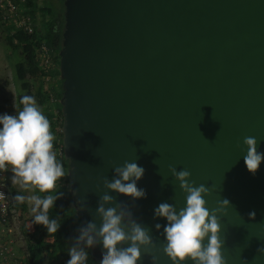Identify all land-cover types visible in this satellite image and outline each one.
<instances>
[{
  "label": "water",
  "instance_id": "obj_1",
  "mask_svg": "<svg viewBox=\"0 0 264 264\" xmlns=\"http://www.w3.org/2000/svg\"><path fill=\"white\" fill-rule=\"evenodd\" d=\"M59 47L64 158L77 215L94 221L105 177L136 160L145 169L134 200L111 192L150 229L159 264L161 202L185 204L170 171L205 184L221 214L226 264H264V162L255 174L245 136L264 152V0H64ZM79 202V203H78ZM255 211V218L248 214ZM102 245L92 249L102 258ZM142 254L139 264H151ZM184 264H192L190 259Z\"/></svg>",
  "mask_w": 264,
  "mask_h": 264
},
{
  "label": "clouds",
  "instance_id": "obj_2",
  "mask_svg": "<svg viewBox=\"0 0 264 264\" xmlns=\"http://www.w3.org/2000/svg\"><path fill=\"white\" fill-rule=\"evenodd\" d=\"M12 29L13 32L18 30L13 26ZM42 44L36 57L40 65L49 67L40 59ZM50 56L52 61L51 50ZM13 107L15 114L0 113V168L11 165L12 182L21 189L35 190L36 194L28 196L18 193L15 200L28 202L34 225H42L48 233H55L62 225L59 218L49 216V210L64 195L56 189L57 181L66 175L67 169L65 172L62 162L57 159L50 122L35 98L26 94L19 103L14 98ZM243 143L246 145L244 163L249 172L255 174L264 162V152L258 151L255 137L245 136ZM170 171L185 193V204L178 209L174 204L161 202L153 210L154 218L167 221L164 225L155 224L157 231L162 229L164 254L172 264H184L188 259L192 264H226L221 251L220 216L233 206L231 201L223 198L218 201L217 208L209 209L205 199L211 195L208 186L192 181L191 172L187 169L177 170L170 166ZM144 174L145 169L136 160H126L114 168L111 179L104 178L103 185L107 191L100 196L96 209L100 223L88 221L80 225L67 249L70 258L66 264H88L89 250L97 245L103 248L99 264H139L142 254L151 255L150 249L155 247V242L150 229L138 222L126 205L115 202L110 194L116 192L134 200L145 198L146 190L138 187V181ZM248 215L254 219L256 213L253 210ZM151 264H159L157 256L151 255Z\"/></svg>",
  "mask_w": 264,
  "mask_h": 264
},
{
  "label": "trees",
  "instance_id": "obj_3",
  "mask_svg": "<svg viewBox=\"0 0 264 264\" xmlns=\"http://www.w3.org/2000/svg\"><path fill=\"white\" fill-rule=\"evenodd\" d=\"M24 6L27 7V12L34 18L35 24L37 23L34 32L29 34L24 30H17L6 35L8 44L14 49H19L22 53L21 60L16 63V77L20 81L18 99L27 94L38 98V104L45 105L47 101L50 102L55 96H59V100L55 99L57 100L55 110L47 111L48 113L46 115L50 122V131L54 137L53 144L55 145L63 135L61 130H56V127L61 126L63 121L62 106L60 103L62 80L60 71L57 69L60 83L57 95L53 94V89L51 91L45 89L42 76H46L48 72L39 65L36 56L39 45L45 43L51 50V53L56 55L57 65L59 66V43L62 35L64 16L60 12L61 10L56 11L52 5L39 7L37 0H25ZM38 11L40 15L39 23L37 21ZM2 23L5 22H3L0 13V24ZM8 27L12 30V25ZM37 75H39L40 79ZM35 82H38V84L36 85ZM34 84L35 90H33ZM62 161L64 168L67 169L64 156L62 157ZM56 191L63 192L64 195L49 210V216L59 218L62 226L55 233H48L42 225L33 224L31 230L23 226L22 231L25 233L24 249L27 254L23 264H43L45 253L58 257V264H66V261L70 258L67 249L73 237L77 235V229L83 222L77 215L76 207L73 204L68 177L65 180V185L59 186ZM18 193L27 196L24 191L19 190L13 185L12 194L14 199ZM15 203L21 211L28 209L27 201L20 203L15 200ZM89 253L88 264H99L92 253V249L89 250Z\"/></svg>",
  "mask_w": 264,
  "mask_h": 264
},
{
  "label": "rangeland",
  "instance_id": "obj_4",
  "mask_svg": "<svg viewBox=\"0 0 264 264\" xmlns=\"http://www.w3.org/2000/svg\"><path fill=\"white\" fill-rule=\"evenodd\" d=\"M39 7H43L44 5H52L56 11L61 10L60 12L63 14L64 12V4L62 0H37ZM40 15L38 11L37 21L39 23ZM37 24V23H36ZM8 26V23L0 24V113H9L15 114L16 109L13 107L14 98L17 103H19V91H20V81L16 77V63L21 60L22 53L19 49L12 48L6 39V35L9 33H13V29L11 30ZM12 28V27H11ZM40 65V63H39ZM48 74L46 76H42L44 81L45 89L51 91L53 89V94L57 95V90L59 89V76L57 75V69L59 66L57 65L56 55L52 56V63L49 67H44ZM39 78V75H37ZM40 79V78H39ZM37 85L38 82H35ZM35 84L33 90H35ZM56 88V90H55ZM62 88V87H61ZM60 88V91H61ZM59 100V96H55L54 99L50 102H46L45 105L38 104V98H35L38 106L41 108L43 113L47 115V111L55 110L56 101ZM55 100V101H54ZM57 159L62 162V158L57 157ZM65 172H66V168ZM68 174L62 177L59 181H57V188L65 185V180L67 179ZM19 190L24 191L27 196L31 194H36L35 190L27 191L21 189L18 184H14ZM23 226H26L29 230L33 228L32 223V213L30 212V205L28 204V209L25 211H20L18 221L16 225L13 227V234L16 236V242L21 251H25L24 249V237L25 233L22 231ZM59 258L51 256L47 253L44 254V263L43 264H58Z\"/></svg>",
  "mask_w": 264,
  "mask_h": 264
},
{
  "label": "built area",
  "instance_id": "obj_5",
  "mask_svg": "<svg viewBox=\"0 0 264 264\" xmlns=\"http://www.w3.org/2000/svg\"><path fill=\"white\" fill-rule=\"evenodd\" d=\"M24 1L0 0L2 19L15 30L33 33L35 22L32 15L27 12ZM39 55L46 66L51 65L50 49L46 44L39 48ZM56 130H61V126H57ZM54 151L57 157L63 156L62 138L54 145ZM12 176L11 165L0 168V264H23L27 257L25 251L19 249L12 231L20 214L12 194L14 185Z\"/></svg>",
  "mask_w": 264,
  "mask_h": 264
}]
</instances>
